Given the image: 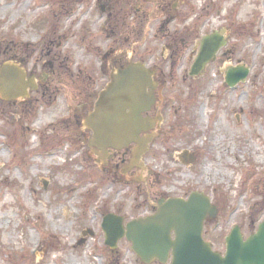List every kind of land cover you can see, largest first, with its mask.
<instances>
[{
    "label": "rangeland",
    "instance_id": "1",
    "mask_svg": "<svg viewBox=\"0 0 264 264\" xmlns=\"http://www.w3.org/2000/svg\"><path fill=\"white\" fill-rule=\"evenodd\" d=\"M195 28L201 35L225 28L229 37L228 58L210 65L202 81L189 78L191 59H162L174 32L195 43ZM90 41L106 48L108 73L143 62L171 65L177 76L164 93V134L147 168L133 173L139 190L96 179L83 127L89 81L87 92L70 79L74 68L99 70V60L88 69ZM3 57L35 76L38 90L24 100L0 98V264H143L125 239L115 251L105 245L102 213L130 220L150 201L192 192L220 210L204 236L217 252H225L234 226L249 235L264 222V0H0V63ZM237 66L250 68L249 78L226 88L222 70ZM70 113L77 124L63 122ZM185 150L199 154L191 171L174 160ZM87 230L94 236H83Z\"/></svg>",
    "mask_w": 264,
    "mask_h": 264
},
{
    "label": "water",
    "instance_id": "2",
    "mask_svg": "<svg viewBox=\"0 0 264 264\" xmlns=\"http://www.w3.org/2000/svg\"><path fill=\"white\" fill-rule=\"evenodd\" d=\"M225 46L220 36L203 39L200 53L192 67L191 75L205 69L217 52ZM249 70L245 67L226 71V82L232 88L245 81ZM155 72L141 63L117 70L111 75L108 87L100 94L94 110L85 118L84 127L93 130L95 146L106 153L109 148L121 150L136 144L127 171L142 167L140 161L156 137L147 134L158 129L162 116L144 117L155 104L154 89L157 84ZM37 89L34 76L27 79L26 71L14 63H4L0 67V96L11 102L28 98V91ZM145 133V136L142 134ZM102 156V155H101ZM182 163L189 165L196 160L195 155L185 151L179 155ZM217 208L204 194L193 193L186 201L171 199L161 201L155 215L134 220L123 226V219L108 215L102 226L106 235V245L118 247L119 240L126 238L132 249L144 264H264V222L258 231L244 240L240 229L234 228L227 238L225 256L214 252L212 246L203 239L204 222L217 216ZM91 231L83 232L86 237ZM85 241L82 240L80 243Z\"/></svg>",
    "mask_w": 264,
    "mask_h": 264
},
{
    "label": "flooded vegetation",
    "instance_id": "3",
    "mask_svg": "<svg viewBox=\"0 0 264 264\" xmlns=\"http://www.w3.org/2000/svg\"><path fill=\"white\" fill-rule=\"evenodd\" d=\"M100 9H101V11L103 13H106V10L108 11V6L106 8V6L103 5V6L100 7ZM113 14H114L113 11H109L107 18L103 20L102 25L106 26L108 20L109 21L111 20V17H112ZM178 18H179V16H175V18H173V20H171L169 23H173L174 20L178 19ZM195 30L196 31L194 33V39H196V40L194 41L195 42L194 44H192V42H193V37L192 36H190V35L185 36V32H183L182 36L179 37L178 33L174 32L175 34H173V35H174V39H175L176 42L175 43L170 42V46L168 48L164 49V51L168 50V56L165 55V52L162 55V57H163L162 59H163V61H165L164 62L165 64H169L170 62L183 61V60H186V59H191L192 60V64L194 63V59H196L197 55L199 54L201 41H202V39L205 36L208 35V34L201 35V33H198V32H200L199 28H195ZM216 32H219L220 34L223 33L222 29L216 30ZM142 33H144V32L142 31ZM223 36L227 39V46H226V48H227L228 45H229V39H228L229 37L227 36V33L224 34ZM178 38L180 39V43H178V41H177ZM79 41H80V39L78 38V42L77 43H79ZM190 46H192L193 49L189 53H187L190 50V48H191ZM86 47L88 48L87 52H89V53H87L88 57H89V59H91L90 60L91 62L89 63V66H88V69L89 70H93L92 67H96V60H99L100 61L99 70H93L92 71V74H94V72H95V76H94V75L83 73L84 70L82 68H78V69L74 68L73 71L71 72L72 73L71 77H73V78H70V79H71L72 83H74V81H75L76 86H78L83 91H87L88 92L90 90L89 94L90 93L92 94L91 95V100L93 99L91 101L92 102L91 103V105H92L91 112H92L94 110L95 104L98 101V98H99L101 92H103L108 87V85H109V83H110V81L112 79L111 75L115 71L120 70V69H124L128 65L127 64L126 65L125 64L124 65H120L119 67H116L113 70V72L111 71L110 73H108L107 69L105 68V66L104 65L102 66V60H101V58H102L101 55H103V54H105L107 52L106 48L105 47L102 48V47H100L98 45H95L91 41H90V43H88V45ZM103 57L104 58H108V54H105ZM10 58L14 59V57H10ZM72 58H73V55H72ZM227 58H228V53H224V50H222L221 52H219L217 54L216 58L210 63V65L218 64V62L220 60H224V59H227ZM2 59H3V61L6 60L5 57H3ZM0 61H1V59H0ZM208 67L205 68L203 71H201L199 74L194 75V76H191V74H190L191 73L190 72L191 69H190L189 70V78H191L192 81H196V80L202 81V80H204L205 77H206V74H207ZM62 68H63V66H62ZM67 69H68V67H67ZM151 70H153L155 72V76H154L153 79H154V83L157 84L156 89H154L155 96H156V103H155L154 107H152V109L148 113L144 114V116L153 118V117H156L158 115H161V116H163V119H164V122H165V117H164V115L162 113V112H165L163 110V108L166 105V100L164 98V93H166L167 92V88L170 87L169 83L173 82V79L175 77H177V76H175L174 72L172 71L171 65L166 66L163 69H158L156 67V68H151ZM97 71H99L100 74H102L100 77L99 76L96 77V75H98ZM76 73H79L80 76L76 77V75H75ZM58 75L61 76L60 73ZM32 76L33 75H31V77ZM182 76L183 75H181V77ZM62 79H65V78H62ZM86 80L89 81V85H90V87H88L89 90H87V86L84 85V81H86ZM225 87L227 88L226 84H225ZM56 95L58 96V93ZM160 102H163V107L161 109L162 111L158 109V107L160 105ZM68 103L69 102L67 101L65 103V105L67 106ZM166 106H168V105H166ZM70 108L71 107H68V109H70ZM70 115L71 116L69 117V119L65 120L63 122L68 124V123H70V120L71 121L74 120V123L77 124V117L76 116H72L73 113H70ZM75 115H76V113H75ZM162 126H164V123H163ZM162 126L155 131L156 134H157V138L154 140V142L163 136L164 131L162 130ZM88 131L90 132V138L88 140V146L90 148L91 154L93 155V160H94L93 164L96 166L97 172L100 174V175L98 174L96 176V179L97 178L100 179V178L105 177V178H108L107 179L108 183L109 182L112 183L111 186H113V185H120L121 186L122 184H130L131 186H134V187H136V189L139 190V187H138L139 184L137 185L136 182H140V179L139 178L136 179V177L133 175V173L136 172L137 170H142V169L140 167H133V168H130L127 171H125L126 164L129 165L130 162H131V158H132V154H133V151H134V148H135V144H130L129 146H127V147H125V148H123L121 150H116V149L110 148V149H108L106 151V153L102 154V151L99 150L95 146V144L92 147L90 146V141H93V140L95 141V133H94L93 130H88ZM149 153H150V151H149ZM191 153L195 155L196 160L193 163H192L191 160H188L187 162H188L189 165H186V164L182 163V161L178 159L177 155L179 153H177V152H175V154H174V160L177 161L180 165H183L184 167H186L188 171H191L193 168L197 167L198 164H199V154H198V152L194 151V150H191ZM147 155H145V157L143 158V163H144V160H145ZM145 166L147 168L146 164H144V167ZM129 172H131V176L127 179L126 174H128ZM138 193H139V191H138ZM170 199H173V198H170ZM162 200L167 201V200H169V198L168 199L167 198H161L157 202V205L154 204L155 201L154 202L150 201L149 202L150 205H148L146 207V209H145V211L143 213H140V214H137V215H133L130 220H127L126 216L121 214V213H119V212L112 213V214H114L117 217L122 218L123 219V224H127L131 220H134V219H137V218H142V217L145 218V217H148L150 215L155 214L157 212V210H158V205H159V203ZM108 214H110V213H108ZM108 214L107 213L106 214L102 213L103 219H102L101 225L104 222V218ZM220 218H221V214H220V210L218 208L217 217L213 218V219L209 218V219L206 220L205 225H204V236L207 234L206 231H207V229L210 226H212L215 222H218V223L220 222L219 221ZM253 232H255V229H254V231H252V233ZM242 234H243L244 239H247L251 235V233H249V235H246L243 232H242Z\"/></svg>",
    "mask_w": 264,
    "mask_h": 264
},
{
    "label": "trees",
    "instance_id": "4",
    "mask_svg": "<svg viewBox=\"0 0 264 264\" xmlns=\"http://www.w3.org/2000/svg\"><path fill=\"white\" fill-rule=\"evenodd\" d=\"M7 60V59H6ZM1 64V63H0Z\"/></svg>",
    "mask_w": 264,
    "mask_h": 264
}]
</instances>
